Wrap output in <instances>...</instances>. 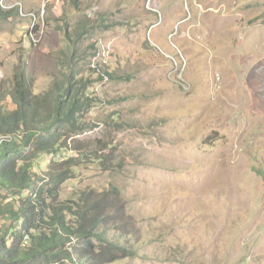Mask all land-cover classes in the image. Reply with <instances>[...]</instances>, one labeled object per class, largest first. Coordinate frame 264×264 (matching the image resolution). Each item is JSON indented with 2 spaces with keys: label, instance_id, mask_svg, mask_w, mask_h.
Wrapping results in <instances>:
<instances>
[{
  "label": "rangeland",
  "instance_id": "1",
  "mask_svg": "<svg viewBox=\"0 0 264 264\" xmlns=\"http://www.w3.org/2000/svg\"><path fill=\"white\" fill-rule=\"evenodd\" d=\"M0 5V91L19 62L47 91L76 51L92 107L61 198L120 189L138 252L112 264H264V0Z\"/></svg>",
  "mask_w": 264,
  "mask_h": 264
},
{
  "label": "trees",
  "instance_id": "2",
  "mask_svg": "<svg viewBox=\"0 0 264 264\" xmlns=\"http://www.w3.org/2000/svg\"><path fill=\"white\" fill-rule=\"evenodd\" d=\"M12 15L14 8L0 5V18ZM61 66L36 94L27 62H19L0 91V137H8L0 144V264H112L138 252L119 188L61 198L87 154L74 136L88 127L83 118L92 107L75 49ZM45 155L52 159L42 170Z\"/></svg>",
  "mask_w": 264,
  "mask_h": 264
},
{
  "label": "bare ground",
  "instance_id": "3",
  "mask_svg": "<svg viewBox=\"0 0 264 264\" xmlns=\"http://www.w3.org/2000/svg\"><path fill=\"white\" fill-rule=\"evenodd\" d=\"M5 140H8V137H0V144Z\"/></svg>",
  "mask_w": 264,
  "mask_h": 264
},
{
  "label": "built area",
  "instance_id": "4",
  "mask_svg": "<svg viewBox=\"0 0 264 264\" xmlns=\"http://www.w3.org/2000/svg\"><path fill=\"white\" fill-rule=\"evenodd\" d=\"M32 38L33 40H37V42L40 40V38L39 37L37 38V36H35L34 34H32Z\"/></svg>",
  "mask_w": 264,
  "mask_h": 264
}]
</instances>
